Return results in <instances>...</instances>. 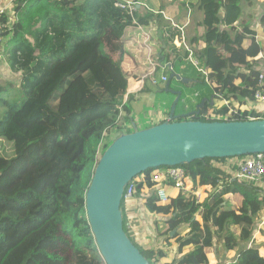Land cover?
Segmentation results:
<instances>
[{"label": "trees", "instance_id": "16d2710c", "mask_svg": "<svg viewBox=\"0 0 264 264\" xmlns=\"http://www.w3.org/2000/svg\"><path fill=\"white\" fill-rule=\"evenodd\" d=\"M243 2L252 4L201 0L208 32L194 43L200 45L198 58L209 82L188 61V52L175 44L182 37L180 29L161 26L166 44L161 59L191 79L189 84L171 79V87L183 85L189 91L182 90L177 104L180 120L248 119L250 112L243 109L258 88L259 71L254 67L260 46L252 36L244 51V37H231L237 32ZM13 4V22L1 13L6 39L0 50L19 82L0 84V91L16 86L19 94L0 99L5 108L0 119V182L12 169L19 181L11 193L0 190V264H60L64 257L54 248L58 243L68 246L67 264H106L88 222L86 192L100 150L102 155L116 134L133 131L132 114L124 104L130 89L125 35L139 15L132 16L113 0H13ZM244 30L254 33L249 26ZM196 92L199 101L214 96V103L206 102L199 112H185L187 93ZM231 98L240 106H233ZM36 145L31 155L29 150ZM242 158H205L178 165L186 170L188 192L170 179L151 180L153 172L167 166L135 177L134 198L121 204L124 229L151 264H204L205 253L213 249L221 258L235 252L236 258L227 264H264V241L256 244L254 237L257 216L264 211V187L237 178ZM204 186L212 191L198 201L196 195ZM161 187L166 201L159 197ZM227 196L237 203L230 205ZM259 234L264 238V225Z\"/></svg>", "mask_w": 264, "mask_h": 264}, {"label": "water", "instance_id": "95a60500", "mask_svg": "<svg viewBox=\"0 0 264 264\" xmlns=\"http://www.w3.org/2000/svg\"><path fill=\"white\" fill-rule=\"evenodd\" d=\"M185 83L190 79L171 73ZM170 82L166 88L169 90ZM176 93L169 117L158 124L117 135L100 156L86 192V211L92 234L106 264H151L124 229L121 207L128 184L147 169L177 166L205 158L264 153V118L213 121L180 120ZM214 96L203 98L196 112ZM174 231H172V234Z\"/></svg>", "mask_w": 264, "mask_h": 264}, {"label": "crops", "instance_id": "0c3cea01", "mask_svg": "<svg viewBox=\"0 0 264 264\" xmlns=\"http://www.w3.org/2000/svg\"><path fill=\"white\" fill-rule=\"evenodd\" d=\"M132 1L136 2L138 8L136 15H139V18H137V24L129 29L125 35V39L129 44V52L125 56L124 67L130 77V89L126 94L124 104L131 109L132 116L136 115V119L144 124V127H148L163 122L169 117L172 104L177 96L176 93L171 90H184L185 92H189L183 85L171 87L169 84L168 90L166 88L167 82L159 81L157 85L152 82L154 78L159 80L162 75H167L168 82L171 83L172 70L167 68V65L172 66V64L169 61L165 62L164 59H161L162 53L166 47L161 33V26L169 24L179 28L182 37L177 38L175 44L177 47L182 48L184 52H187L184 43L189 44L194 54L197 56L200 45L194 43V40L203 37V35L208 32V27L203 24L206 8H202L201 0H174L173 2L168 0ZM251 1V5L247 2L242 3V14L237 23V32H231V37L236 38L237 34H241L244 37V41L241 43L244 51H247L252 36L255 37L256 42L260 46V52L255 57L256 65L254 69L260 73L264 72V0ZM0 12L9 17L8 21L13 22L16 18L13 0H0ZM220 14L221 12L219 15ZM220 25H223L222 22ZM248 26L254 31L253 34L245 32L244 29ZM144 31L148 32L150 37L149 41H147ZM236 41L234 40V42ZM146 42H148V45H146ZM178 42H181L182 45H178ZM242 70L246 71L248 74L250 72L252 73L250 69L242 68ZM173 71L175 70L173 69ZM199 73L202 75L200 71ZM178 74L181 77H186L180 73ZM11 76H13V79H10ZM2 78H5L9 82L17 83L19 81V75L10 69L3 51L0 50V79ZM194 95L195 93H187V97L189 98ZM198 96L196 104H189L190 100L185 102V112L197 108L200 102ZM229 101H231L233 105L239 103L233 98ZM176 114L180 115L177 107ZM136 119L133 118L132 120L135 121ZM207 191V194H210L212 188L204 186L200 189L199 193H202L203 196H207L204 193ZM198 220L202 222L201 217H198ZM262 223H264V221ZM263 225L264 224L257 225L258 229L254 235V237L258 239L256 244H261L262 241H264V238L259 234V229ZM148 228L150 234H152V239L155 240L156 237L152 227L148 226ZM257 236H259V238ZM261 247V252L264 254L263 244H261ZM212 253H214V256L211 255ZM216 255L217 253L214 249L205 253L203 260L204 264H220ZM226 258H228L227 264L236 258L235 252H232Z\"/></svg>", "mask_w": 264, "mask_h": 264}, {"label": "built area", "instance_id": "2783aa9c", "mask_svg": "<svg viewBox=\"0 0 264 264\" xmlns=\"http://www.w3.org/2000/svg\"><path fill=\"white\" fill-rule=\"evenodd\" d=\"M115 5L132 16H135L137 12V5L135 1L132 0H113ZM173 2L174 0H168ZM6 24L1 21V12H0V43L3 42L4 33H5ZM145 37L147 41L150 40L148 32L144 31ZM178 45H182L181 42L177 43ZM148 45V42H146ZM185 49L188 52V59L192 63L193 67H195L198 71L202 73V76L205 77L206 81L208 80V72L207 70L200 65V60L198 55L196 56L189 46V44L184 43ZM167 68L172 70L171 65H167ZM161 82H168V76L162 75L158 80L154 78L152 80L153 84L157 85ZM198 93H195L193 97H187L185 100H190L193 104L197 102ZM235 107H239L240 104L233 105ZM244 110H248L250 115H248V119H260L264 118V72L259 73L258 77V88L253 91V98L248 99L245 103ZM152 181H160L162 182L165 179H170L174 182L176 188L181 189L183 192H188L190 189L188 187V180L186 175V170L182 167L177 166H167L166 168H161L156 170L150 175ZM237 178L242 180H250L255 181L256 183H260L264 187V153H257L252 155L243 156V158L238 162V171ZM136 191V181L133 179L125 189L124 199L130 200L134 198ZM158 194L161 200L166 201L167 196L164 188H160L158 190ZM197 200L201 201L205 196L202 193H197Z\"/></svg>", "mask_w": 264, "mask_h": 264}, {"label": "rangeland", "instance_id": "374dc122", "mask_svg": "<svg viewBox=\"0 0 264 264\" xmlns=\"http://www.w3.org/2000/svg\"><path fill=\"white\" fill-rule=\"evenodd\" d=\"M5 34H4V39H3V41L5 42ZM10 79H13V76H11L10 77ZM19 82V81H18ZM6 83H9V81L8 80H6L5 78H2V79H0V84L1 85H7ZM13 83H16V82H13ZM18 94H19V89L15 86V88H12V89H8V90H3V91H0V99H1V97H7V98H14V97H16V96H18ZM184 102H186V100L184 99ZM236 102V101H235ZM237 103V102H236ZM189 104H193L191 101H190V103ZM245 106V105H244ZM130 109V108H129ZM245 109V108H244ZM244 109H243V111H244ZM130 111H131V109H130ZM4 112H5V108L1 105V102H0V119L2 118V117H4ZM132 112V111H131ZM262 115H264V114H262ZM132 118H135L136 119V115H134V116H132ZM134 122H136L137 123V125H138V127L139 128H144V124H142L140 121H138L137 119L134 121ZM117 135H119V134H116L115 136H114V138L117 136ZM50 138H51V134L46 138V140L45 141H48V140H50ZM106 139L104 140V142H103V146H105L106 145ZM38 145H36V146H34V147H32L30 150H29V153L32 155L33 153H34V151H35V149H36V147H37ZM102 150H103V148H102ZM100 156H101V150H100ZM19 181V179L17 178V176H16V169H12L10 172H8L3 178H2V180H1V182H0V190L2 191V192H5V193H11V192H13L15 189H17V187H16V183ZM202 191V190H201ZM204 191V190H203ZM206 195H208L207 193H208V191L207 192H204ZM227 198V201H228V203L230 204V205H232L233 203H237V201L235 200L236 198H233L232 196H227L226 197ZM264 221V211H262L258 216H257V220H256V223H257V225L259 226V225H262V224H264V223H262ZM180 223V221H178L177 222V225ZM258 238H259V236H257ZM54 248H55V250L62 256V257H64V259L61 261V263L60 264H67L68 263V259H69V251H68V246H67V244L66 243H62V244H60L59 245V243L58 244H56V245H54ZM211 255H213L214 256V253H212ZM216 257H217V260H218V262L220 263V264H226V262L228 261V258H226V257H223V258H221V257H218L217 255H216ZM232 257V256H231ZM225 261V262H224Z\"/></svg>", "mask_w": 264, "mask_h": 264}]
</instances>
